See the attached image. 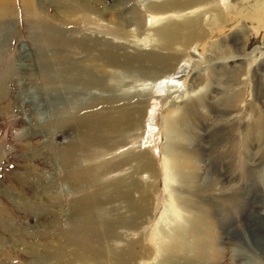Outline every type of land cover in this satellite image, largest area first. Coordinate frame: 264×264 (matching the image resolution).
Wrapping results in <instances>:
<instances>
[{
  "label": "rangeland",
  "instance_id": "rangeland-1",
  "mask_svg": "<svg viewBox=\"0 0 264 264\" xmlns=\"http://www.w3.org/2000/svg\"><path fill=\"white\" fill-rule=\"evenodd\" d=\"M91 1L87 13L80 0H38L35 8L62 59V85L86 87L61 108L65 118L47 114L37 121L32 95L47 109L49 93L36 45L24 18H4L13 32L2 41L0 71L21 47L30 58L6 85L5 101H16L22 112L0 104V264L259 260L245 243L258 242L264 254V30L244 19L206 35L196 53L194 45L157 53L144 45L149 17L175 11L160 14L161 0ZM229 1L225 17L235 11ZM202 20L208 32L209 15ZM152 54L165 59L150 60ZM167 74L179 78L174 92L130 91ZM170 115L179 144L176 168L166 163L165 193L163 121ZM64 156L73 159L65 164ZM20 177L29 185L28 202L16 199ZM8 186L15 188L9 197ZM179 241V258L167 263L165 246Z\"/></svg>",
  "mask_w": 264,
  "mask_h": 264
},
{
  "label": "bare ground",
  "instance_id": "bare-ground-1",
  "mask_svg": "<svg viewBox=\"0 0 264 264\" xmlns=\"http://www.w3.org/2000/svg\"><path fill=\"white\" fill-rule=\"evenodd\" d=\"M233 3L235 5L234 7L235 11L231 10L234 11L233 16L225 17L223 14L222 5L224 4L226 10L230 11L229 10L230 1L228 2V0H161V3L155 7L156 9H158L160 14L171 11H175L176 13H174V15L164 14L161 16H150L149 17L150 23L152 24L151 27H149L150 30L148 31L144 39V43H145L144 45L146 44L150 45L152 48L156 50L157 53L159 52L178 53L179 51L181 50L185 51L190 46L194 45L193 51L196 53L199 50L198 43L206 35H209L208 37H210L216 34L217 29L222 24H225L227 27L229 26L232 27L239 21L246 19L247 21L251 22V24L254 26L255 29L264 30V14L262 12V8L264 6V0H233ZM80 4H81L80 10L83 11V13L90 12L89 10H91V5H92L91 0H80ZM9 6H13V10H10L8 8ZM37 6H38V0H0V53L3 49L2 41L9 36L11 37L13 32L12 27L10 26L9 23H7V21L4 20V18H7L8 15H10V17H12L13 15H15V17H18L17 15H20L21 19L24 18L26 34L28 39L31 41L33 40V42L36 45V52H37L36 63L42 74L43 81L49 93L47 95L49 101V106L47 109L43 108L42 102H39L37 95L34 94L32 95V99L36 103L35 113L38 115L37 121L43 122L45 118H47V114H52V116L54 115V117L61 116L65 118V115H67L68 113H66L61 108H64L65 105L68 104V100H70L73 96L81 97L83 94H85L86 87L81 89L80 92L76 88V86L73 87L74 85L72 87L66 86L67 83L65 85L64 84L62 85L63 81H61L62 79H60V76L62 75L64 69V66H62V59L60 58L57 50H55L56 48L54 49L52 48V44H51L52 41H49L44 36V33L42 31L44 25L36 18L35 8ZM61 13L66 14L65 11L64 12L61 11ZM206 15H209V20L208 22L206 21L207 23L205 24L206 27L208 26L210 28L208 32H205L203 28L204 23L202 22L203 21L202 18ZM64 28L61 29L64 30ZM50 31H53L55 34L63 33L59 31V29H50ZM62 42L66 43L67 41L65 40ZM19 49L21 53L15 59V61L12 62L11 64H8L4 69H1L0 71V104L4 102L3 104L4 110L13 109L17 112H22V108H20L21 106H18L16 104V101L15 104L13 102L11 103V105L5 101V98L7 97L6 95L7 83L11 82V80L14 78V74H16L17 71L26 67L25 62L30 58V56L28 55V53L25 51L24 48L21 47ZM148 57L150 58V60H154L157 58H161L162 56L159 54L158 55L152 54V55H148ZM9 77L11 78L9 79L8 82H6ZM178 80L179 78L167 74L164 76H160L154 82L135 85L130 89V91L150 92L151 90H156V91L162 90L166 92H171V91L174 92L175 90H177V88H180ZM17 99L19 100V98ZM173 121H174V115H172L169 118L164 117V121H163V129L165 131V136H166L165 141L167 143L163 147V150L165 151L164 155H166V157L168 156V160L165 156H162L163 168L165 169L164 185H163V189L165 193L168 190V182L171 179L168 174L166 163L169 162L170 166L173 169H175L177 166L176 150L178 149H176V144L179 142V140L174 130L175 123ZM154 124H155V118H153L150 121V127L148 130V135L150 136V140H151L150 143L153 144L155 143L154 138H156ZM255 128L259 130L261 129V124L258 120L255 122ZM156 150L157 149L155 148V151ZM167 151H169L168 154ZM64 157L65 158L63 161L65 162V164H67L68 161L70 162L73 159L71 156H64ZM17 182L19 183L15 191L16 199H18L19 202H23L21 200H26V202H28V199L25 196L26 194H24L25 192L23 191V188L27 186V184H25L26 180L24 181V179L20 177L17 180ZM27 187H29V185ZM12 189L15 188L13 187L11 188L9 186L7 187V195H8L7 197H9V193L12 194L11 192ZM4 193L6 194L5 191ZM169 206L170 209L176 210L175 205L174 206L169 205ZM198 241H199L198 246L202 247L204 243L202 244V241L200 240ZM254 242H252V244L251 243L248 244L246 242L245 244L248 246V248L256 250L261 256H263L262 258H264V254H262V251L259 250L261 249L260 245L258 244V242L256 241ZM181 245L183 246L184 244L179 241L177 244L176 243L173 244V246L172 245L165 246V248L167 247L166 249H168L166 255L164 256L166 258L165 261L167 263L172 257L176 259L179 258V255L177 254L174 255L175 254L174 250L176 247H181ZM243 254L246 255L247 257L250 256V253L247 251V249L246 251L245 250L243 251ZM50 256L52 257V255ZM262 258H259V260L250 258L248 264H264V260ZM194 263L189 262L188 264H194Z\"/></svg>",
  "mask_w": 264,
  "mask_h": 264
}]
</instances>
